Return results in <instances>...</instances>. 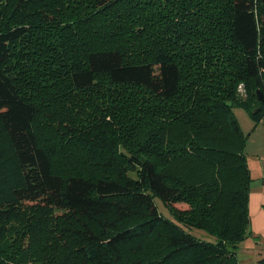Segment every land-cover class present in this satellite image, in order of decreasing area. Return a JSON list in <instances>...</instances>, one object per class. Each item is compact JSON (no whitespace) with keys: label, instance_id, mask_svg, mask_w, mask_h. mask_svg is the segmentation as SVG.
I'll list each match as a JSON object with an SVG mask.
<instances>
[{"label":"trees","instance_id":"trees-1","mask_svg":"<svg viewBox=\"0 0 264 264\" xmlns=\"http://www.w3.org/2000/svg\"><path fill=\"white\" fill-rule=\"evenodd\" d=\"M235 107L264 0H0V264H240Z\"/></svg>","mask_w":264,"mask_h":264},{"label":"crops","instance_id":"crops-1","mask_svg":"<svg viewBox=\"0 0 264 264\" xmlns=\"http://www.w3.org/2000/svg\"><path fill=\"white\" fill-rule=\"evenodd\" d=\"M261 169L263 170L260 175V180L255 182L253 179L251 183L248 202L250 234L238 245H243L245 242L247 244L244 248L241 247L243 249L241 264H254L257 260L264 257V167L261 166ZM252 258L255 260L254 263L250 262Z\"/></svg>","mask_w":264,"mask_h":264},{"label":"rangeland","instance_id":"rangeland-1","mask_svg":"<svg viewBox=\"0 0 264 264\" xmlns=\"http://www.w3.org/2000/svg\"><path fill=\"white\" fill-rule=\"evenodd\" d=\"M234 113L236 118L241 126V129L244 135L247 137V144L245 147V154L247 156L248 166L251 172V176L257 182L260 180V175L263 169L261 166L264 167V117L262 120L255 126L253 120L251 119L248 112L240 107L234 108ZM156 202L165 215H168V211L163 206L159 199H156ZM179 207H184L183 204H178ZM244 246H247L246 242L243 245L237 247V258L239 263L241 261V254L243 253ZM242 250V251H241ZM240 256V258H239ZM254 258V257H253ZM250 259L252 263L255 262L254 259ZM246 262V261H245ZM241 264V263H240ZM251 264V263H246Z\"/></svg>","mask_w":264,"mask_h":264},{"label":"water","instance_id":"water-1","mask_svg":"<svg viewBox=\"0 0 264 264\" xmlns=\"http://www.w3.org/2000/svg\"><path fill=\"white\" fill-rule=\"evenodd\" d=\"M257 93H258L260 99H262V94H261V92H260V91H257Z\"/></svg>","mask_w":264,"mask_h":264},{"label":"built area","instance_id":"built-area-1","mask_svg":"<svg viewBox=\"0 0 264 264\" xmlns=\"http://www.w3.org/2000/svg\"><path fill=\"white\" fill-rule=\"evenodd\" d=\"M239 89H242V85H239Z\"/></svg>","mask_w":264,"mask_h":264}]
</instances>
